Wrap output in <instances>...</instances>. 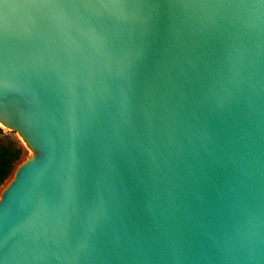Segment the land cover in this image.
<instances>
[{"label": "water", "instance_id": "water-1", "mask_svg": "<svg viewBox=\"0 0 264 264\" xmlns=\"http://www.w3.org/2000/svg\"><path fill=\"white\" fill-rule=\"evenodd\" d=\"M0 264H264V0H0Z\"/></svg>", "mask_w": 264, "mask_h": 264}, {"label": "trees", "instance_id": "trees-1", "mask_svg": "<svg viewBox=\"0 0 264 264\" xmlns=\"http://www.w3.org/2000/svg\"><path fill=\"white\" fill-rule=\"evenodd\" d=\"M26 152L27 147L15 136L14 131L5 132L0 127V192L2 186L13 176Z\"/></svg>", "mask_w": 264, "mask_h": 264}, {"label": "rangeland", "instance_id": "rangeland-1", "mask_svg": "<svg viewBox=\"0 0 264 264\" xmlns=\"http://www.w3.org/2000/svg\"><path fill=\"white\" fill-rule=\"evenodd\" d=\"M0 127H1V126H0ZM17 137L22 141V139L20 138V136H17ZM22 142H23V141H22ZM30 154H31V151L27 148V152H26L25 156L23 157L22 161L25 160ZM22 161H21V162H22ZM21 162H20V163H21ZM20 163H19V164H20ZM19 164H18V165H19ZM12 177H13V176H12ZM12 177H10V178L7 180V182L2 186L1 190L7 185V183L12 179Z\"/></svg>", "mask_w": 264, "mask_h": 264}]
</instances>
